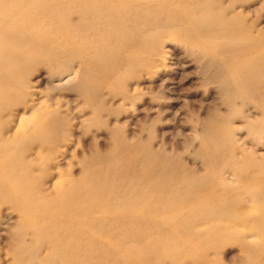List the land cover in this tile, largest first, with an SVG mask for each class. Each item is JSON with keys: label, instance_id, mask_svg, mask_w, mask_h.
Returning a JSON list of instances; mask_svg holds the SVG:
<instances>
[{"label": "rangeland", "instance_id": "1", "mask_svg": "<svg viewBox=\"0 0 264 264\" xmlns=\"http://www.w3.org/2000/svg\"><path fill=\"white\" fill-rule=\"evenodd\" d=\"M262 124L264 0H22L0 264H264Z\"/></svg>", "mask_w": 264, "mask_h": 264}, {"label": "bare ground", "instance_id": "2", "mask_svg": "<svg viewBox=\"0 0 264 264\" xmlns=\"http://www.w3.org/2000/svg\"><path fill=\"white\" fill-rule=\"evenodd\" d=\"M20 5H22V0H0V19H4L5 18V13H11V11H12V9L14 8V9H19V6ZM24 6V5H23ZM26 7V6H25ZM11 8V9H10ZM51 8V7H50ZM52 8H54V7H52ZM25 9V8H24ZM52 10V9H51ZM51 10L49 9V11L51 12ZM91 10V9H90ZM20 12V11H19ZM84 13H87L86 15H84ZM90 12H89V9L86 7V8H84L83 7V11H81V13H80V15H81V20L83 21L87 16H88V14H89ZM3 40V39H2ZM5 41H7V39H5ZM5 44H9V43H5ZM252 73V72H251ZM251 73H246V75H249V74H251ZM258 129H260L261 130V132H264V124H262L261 125V128H258ZM250 131L252 132H255V131H257V128H256V125H255V123L253 124V126H251V128H250ZM210 134L211 133H209L207 130L206 131H204V133H203V136L204 137H211L210 136ZM232 161V160H231ZM258 164H259V166L261 167V168H264V158H262V157H260V158H258ZM240 169H241V171H243V169H244V165H240L239 166V171H240ZM234 170H236V168H234ZM237 171V170H236ZM137 185V184H136ZM109 189V187H107L106 189H104V190H108ZM86 199L87 200H89L90 199V197H86ZM83 217H85V218H87L86 216H83ZM86 222V221H85Z\"/></svg>", "mask_w": 264, "mask_h": 264}]
</instances>
